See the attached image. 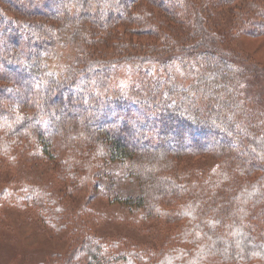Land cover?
I'll return each mask as SVG.
<instances>
[{
  "label": "trees",
  "instance_id": "16d2710c",
  "mask_svg": "<svg viewBox=\"0 0 264 264\" xmlns=\"http://www.w3.org/2000/svg\"><path fill=\"white\" fill-rule=\"evenodd\" d=\"M230 29L264 37V0H0V167L28 150L74 194L123 164L124 204L170 226L160 247L78 235L60 264H264V68ZM26 195L80 229L54 192Z\"/></svg>",
  "mask_w": 264,
  "mask_h": 264
},
{
  "label": "rangeland",
  "instance_id": "374dc122",
  "mask_svg": "<svg viewBox=\"0 0 264 264\" xmlns=\"http://www.w3.org/2000/svg\"><path fill=\"white\" fill-rule=\"evenodd\" d=\"M230 32L234 33L230 40L234 52L264 68V37L237 35L232 29ZM72 54L71 48L62 50L52 66L61 69L70 62ZM258 89L254 96L264 105V87ZM28 154L31 155L27 150L16 155L18 161L8 160L5 167H0V264H60L77 244L73 238L79 235L83 239L86 233L108 243L116 241L114 237H123L120 247L143 248L149 244L160 247L164 242L170 226L142 219L140 212L124 204L126 198L137 196L139 188L127 176L123 164L114 163L100 170L95 190L86 186L74 194H62L63 181L58 174H63L58 173L56 163L32 159ZM106 174L107 179H102ZM30 191L44 198L54 192L66 206L68 216L79 213L82 225L75 221L72 228L77 225L80 229L70 230L68 219L67 229L49 228L50 222L43 214L47 208L36 207V203L28 200L26 193ZM15 199L20 200L21 207L12 204Z\"/></svg>",
  "mask_w": 264,
  "mask_h": 264
}]
</instances>
